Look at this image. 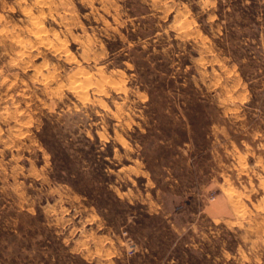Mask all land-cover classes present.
<instances>
[{
    "label": "rangeland",
    "instance_id": "374dc122",
    "mask_svg": "<svg viewBox=\"0 0 264 264\" xmlns=\"http://www.w3.org/2000/svg\"><path fill=\"white\" fill-rule=\"evenodd\" d=\"M0 264H264V0H0Z\"/></svg>",
    "mask_w": 264,
    "mask_h": 264
},
{
    "label": "bare ground",
    "instance_id": "6f19581e",
    "mask_svg": "<svg viewBox=\"0 0 264 264\" xmlns=\"http://www.w3.org/2000/svg\"><path fill=\"white\" fill-rule=\"evenodd\" d=\"M40 24V23H39ZM37 25V24H36ZM34 29V28H33ZM40 30V29H39ZM41 31V30H40ZM43 31V30H42ZM41 31V32H42ZM31 32H32V30H31ZM38 32V31H37ZM43 32H45V31H43ZM46 34V33H45ZM48 36V35H47ZM50 38V37H49ZM51 39V38H50ZM18 45V44H17ZM54 45V44H53ZM57 47V46H56ZM64 53V52H63ZM86 72H88V71H86ZM90 73V72H89ZM89 73H87V74H89ZM89 76V75H88ZM88 81V80H87ZM91 81H92V79H91ZM90 81H88V83H89ZM79 83V82H78ZM91 84V83H90ZM90 84H89V86H90ZM79 85V84H78ZM95 85H97V84H95ZM99 85H97V87H98ZM102 86V85H101ZM100 87V86H99ZM101 89V88H100ZM95 90H98V88L97 89H95ZM101 92V91H100Z\"/></svg>",
    "mask_w": 264,
    "mask_h": 264
}]
</instances>
